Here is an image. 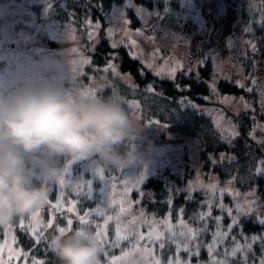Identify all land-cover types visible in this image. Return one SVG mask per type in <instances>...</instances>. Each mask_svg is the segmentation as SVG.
<instances>
[{"label":"rangeland","instance_id":"obj_1","mask_svg":"<svg viewBox=\"0 0 264 264\" xmlns=\"http://www.w3.org/2000/svg\"><path fill=\"white\" fill-rule=\"evenodd\" d=\"M41 1L48 2L45 4V6L43 5V10L36 11V7L39 5L38 3ZM41 1L0 0V86L13 87L23 76L38 77L40 75L46 74L49 71L48 60L54 57L57 60L66 59L69 64L70 72L64 82L66 89L70 93L76 94L77 92L84 91L90 88L96 90V95L99 96L98 89L100 88V86L110 84V82L106 80V77L101 76L91 78L89 82H84L81 77L84 74L83 69L84 65L86 64L83 61L90 60L88 59L87 53L85 52L87 50L86 48L92 47V45L97 44L101 38L102 29L100 21L92 24V28H89L88 25L85 26L87 27L85 29H82L83 22L75 21V19H72V23L67 24L63 21V19L65 18L63 17L64 15L61 12L57 11V9H59V4L61 3L64 7H68L69 11H71L72 8L69 7L71 0ZM211 1L212 0H210L209 2ZM124 3V7L126 8H120L119 10L116 9L115 12L112 11L110 16L109 14H107L105 18L107 19V35L113 38L111 41L112 44H117L120 42L121 44L125 45L130 53L136 54V59L142 62V64L145 65L146 69H149L146 67V64H152L153 67L149 70L154 74L159 71V76L163 78L170 77L169 72L172 68L175 67V64H179V66L182 65L183 69L188 68V61L192 59L193 55L196 59L195 56L199 52L198 49H200L201 44L199 43L197 47H195L193 45L194 41L186 38H183V40L179 41L176 46H172L169 43H161V40L165 38V32H161V30L159 29H155L157 31H154L153 22L147 21L149 16H154V14H157V12L153 10H144L143 6L147 5L143 3V6L141 7V5L138 4L136 0H125ZM167 3H169L170 5L175 4L170 1H167ZM129 4L131 6H129ZM210 5L212 4L210 3ZM127 8L130 10L132 9L136 12L137 9L143 10L139 15H141L142 19H144L146 22L141 24L143 28L139 31V39H129L125 37V31L123 30L124 26L122 21H131L130 19L129 21L127 19H123L128 15L129 11L127 10ZM177 15L183 17L187 16L186 14H184V11L180 12ZM74 23H80L81 28H79V26L75 25ZM97 23L99 24V28L94 27ZM183 24L184 23H181V26H184ZM109 29H111V34H109ZM92 31L95 32V35L91 40L88 38L89 40L87 41V45V42L84 41L82 35L88 36L89 32ZM136 32H138V30H136ZM58 34L62 35V37L64 36L63 40L61 39V42H65V46L60 45L58 47L55 46V48L54 46H52V44L50 45L49 42L44 40L45 35H48L52 40H57ZM133 41H135V43H133ZM75 46L83 48L85 47V49H83V51L79 55L70 54V51H72ZM190 52H192V54ZM227 54H229V52L226 53L225 56ZM171 56L176 57L177 63L171 60ZM168 59L170 62L168 61ZM171 61L173 63L172 65L166 64V62L171 63ZM200 62L201 58H198L196 64H199ZM222 63L223 62H220V64ZM227 67L229 68L225 69L226 67L221 65V71L223 70V73L227 75H231L233 71L237 70V67H235L234 65L228 64ZM73 68H76L77 70L75 79H73ZM260 70L264 73V70ZM261 71L258 72V77L260 76ZM124 78L128 79L127 81H131V76L129 74H125ZM257 79L258 78H256L255 80L257 81ZM257 82V85L263 88L264 95V75L262 76V78H259V81ZM243 83L244 80L242 81V84ZM241 98V94L228 97V102L226 103L228 105H224L223 103H220V101H218L219 103L215 105L213 111H211L213 106H208L207 104L195 102L193 103V105H195V108H197L198 110L207 111L216 123L220 134L230 139L232 136L228 131H226L225 125L228 124L227 129H230L231 127H229V124H232L235 121L234 117L231 114L235 113L237 115L242 112L244 103ZM127 100L132 101L130 99ZM261 103H264V97ZM129 110L132 111V116L135 119H137L142 125H146L144 132L136 138L138 150L143 153L145 162L143 164L123 168L122 172L118 167L107 163L98 156H92L91 162L95 163L97 168H104L105 176L109 179L110 192L107 206L99 204L98 200L88 201L83 197H78L73 188L63 189V203L65 204V206H68L69 200H76V207L80 214H83L86 210H94L97 207L103 209L106 213V216L113 217V220L109 222L107 227V235L110 241L115 240V229L117 225L120 226L122 233H125L128 230H134V232H142L145 234V236H147V233L150 230L162 232V242L165 245L163 250H161L159 246L161 241H157L155 242V244H152L147 240H143L140 241V247L143 248L147 245V247L153 250L154 256L161 261V264H168L170 258L173 261H175L177 258L176 243L172 242L175 244L174 250L171 245L168 246V243L171 241L170 237L173 233L175 234V241L179 242L183 249V244L186 242L187 230L189 228L203 230L204 228L208 229V227H206L205 225H199L198 223H192V226L189 227L186 223H184L186 222L184 219L181 218L173 221L171 215H167L166 217L161 218L151 215L142 203H136L137 201L130 196V193L135 188L131 186L130 182L134 180V177H138L141 174L144 175V178H148L154 171H156L157 167L162 165L164 167V165H166L167 163L169 167H172L174 169V171L180 172L182 176L188 174L191 170H194V177L190 179L188 184V189H192L191 194H195L197 190L206 192L208 191L212 195L210 199L211 201H213V203L215 202V200H219L221 203V190H231L230 192L224 191L223 193L222 203L225 206V210H223L225 214H216L218 217H222V220L220 221V231L222 233L227 232L228 235L222 240H217V247L215 248V251L212 255L217 260H224L226 264H249L248 259L245 260L241 253H237L236 257H232L230 253L232 249L235 248L236 244H240L241 246L251 244L253 247L254 244L255 246L261 244L260 241L257 240L256 242H253L251 240L252 235L243 233L241 228L237 229L235 228V226L232 228L231 232H228V225L231 223L232 216L237 215V203L241 204L246 212L255 211L259 213L258 210H264V207L260 203L263 199V194H261L259 187L255 186L253 190L246 189L245 192H243L241 186H239L237 183L238 180H242L239 175L229 179H223L219 175V173L215 172L214 170H211L209 172L204 171V164H202L200 160V155L196 151L194 144L188 141V138L179 136L178 138H176V141H174V147L170 148L169 146H167V142L171 141L163 140L164 133L169 132L168 126H166L162 122L149 124V121L147 119H144V117H142L140 112L136 111V109L131 108ZM232 110L234 112H232ZM218 117L219 119H222L219 120ZM169 139L171 138L169 137ZM256 140L259 141V139L257 138ZM187 155H189L190 167L183 162ZM71 157L72 156L58 157L56 158V161L59 162V166L62 168L67 160L71 159ZM223 157L231 158V155L224 153ZM213 158L215 160L214 156ZM77 163L79 164L80 162ZM53 166H57L54 161ZM76 167L77 165H73V174L75 176L74 183H83L88 179H92L91 171L80 174L76 172ZM245 175H249V173H246ZM49 182L55 183L54 181ZM111 184H116L117 186L114 192L111 191ZM56 186L57 193L54 196L50 195L49 197L52 199V201H54V203L56 202L59 192L61 191L58 184H56ZM103 186V183L98 179L93 183V188L98 198L100 196L99 189ZM212 186H215L214 193L212 191ZM125 188L130 189L127 192L126 196L124 195ZM250 193L251 195H249ZM147 195L153 196V193L149 192ZM112 199H115L116 201H118V203L116 205H112ZM120 201H123V207L125 209V212L123 214L120 213ZM251 201H256V203L250 205ZM227 208L233 209L232 216L228 215L226 211ZM46 209L47 207L45 205L42 213ZM225 215L230 218L229 221L224 220ZM260 216H262V214H260ZM24 217L25 223H28L30 220V214L29 217ZM241 217L242 215L240 216V218ZM19 219L20 218L16 220L17 227L19 225ZM39 219L44 223L48 221L44 220L41 217H39ZM91 219L97 223H103V218H97L95 215H93ZM181 220L183 221V223H181ZM57 221L60 226H66L65 219L61 218L59 214L57 217ZM14 225L13 234L15 235ZM79 227L80 225L78 220L73 218L72 230L75 231ZM91 227L94 229V226ZM216 230L217 227L210 226L211 236L208 239L203 231L198 232L196 242L200 244V252L199 256L192 257L191 264H209L210 257L205 245L212 243L213 234L216 232ZM3 232L4 226H0V243H3V241L5 240ZM181 233H184L185 235L182 236ZM254 236L262 238V235ZM233 237H235V241L233 240ZM244 237H248V239L245 240ZM7 239L9 240V245L11 247L20 249L17 244H11V236H8ZM135 243V239L130 238L129 241L122 242L118 247H112L111 245L105 246V251H107L108 254L107 257L105 256V254H103V256L107 258L106 264H109V258L113 256L122 257L123 252L132 251V245ZM252 247L250 251H248L245 247L247 257L249 255L250 257H252ZM204 251L207 252L208 257L201 259ZM4 256L5 259H7L6 250ZM238 256L240 257L238 258ZM127 259L132 261L133 264H151L152 258L141 255L139 253H134L133 256ZM179 259L181 261H184L186 264V262L188 261V253L181 250L179 253ZM13 264H24L23 257H21L17 261H14ZM28 264H31L30 260H28Z\"/></svg>","mask_w":264,"mask_h":264},{"label":"trees","instance_id":"obj_2","mask_svg":"<svg viewBox=\"0 0 264 264\" xmlns=\"http://www.w3.org/2000/svg\"><path fill=\"white\" fill-rule=\"evenodd\" d=\"M124 1L71 0L69 4V7L72 8L71 11L68 10V7H64L61 3L59 4L57 11L64 15L63 21L67 24L72 23V19H75V21L83 22L82 29H85L87 28L85 26L88 25V20H91L92 24L99 21L101 23L100 40L92 47L86 48L85 52L91 63L84 65V74L81 79L84 82H89L91 78L105 76L106 80L110 82V84L106 85L111 86L104 87L102 91L99 90V96L106 97L113 94V87H115V93L122 97L125 107L131 115L133 114L129 110L131 107H129L127 99L133 102L138 101L139 109H136V111L140 112L144 119L148 121L159 120L168 126L169 134L165 132L163 139L164 141H171L167 142V146L173 148L175 145L174 141L179 136L188 138V141L194 144L196 151L200 155V160L204 164V171L214 170L223 179L239 175L242 180H238L237 183L241 186L243 192L246 189L253 190L255 186L259 187L261 194H263V199L260 203L264 207V174L257 172L258 168L264 167V103H261L264 95L263 88L257 85L258 82L255 78L253 79L250 73V70L253 69L252 56L245 49H242L240 45H237L226 56L223 53H215L214 55L216 56L211 57L203 56L201 61H204L199 64H196L198 55L195 56L196 59L193 55L192 59L187 63L189 67L185 69L183 67L180 68L179 64H175L174 68H177V72L174 80L171 77L163 78L157 76L149 69H146L145 65L138 59L132 58L125 45L119 42L116 44V48L112 47L114 44L111 42L113 38L107 35V19L105 18L107 14L110 16L112 11L115 12L116 9L126 8L124 7ZM47 2H39L36 11L43 10V5L45 6ZM137 3L141 7L143 3L147 6L163 5L162 0H137ZM128 8V15L123 19L128 21L130 19L131 21H122L125 37L139 39V31L142 29L141 19L136 11ZM74 24L81 28L80 23ZM57 37V40H52L48 35H45L44 40L54 47L65 46V42H61L64 36L62 37V35L58 34ZM82 37L85 42L89 40L86 35H82ZM171 41V37L165 36L161 43H170ZM74 48H76V51H70V54L79 55L85 49V47L79 46ZM190 53L192 54V52ZM111 56H118V59H111V63L117 66L120 76H114L111 71L105 73L96 70L104 68L106 59H110ZM218 61L223 63L220 64ZM166 64L172 65L173 63L166 62ZM228 64L237 67V70L233 71L231 75L224 74L223 70L221 71V65L228 69ZM141 71H143V75ZM125 74L131 76V83L137 86L135 90L126 82L128 79L124 78ZM243 80L244 83L242 84ZM253 81H255V84H253ZM150 84L159 95L145 92L146 87ZM240 84L243 87H240ZM177 85L180 87L178 88ZM249 88L252 89L251 92L247 90ZM239 94L243 98L244 108L240 114H231L235 121L229 124L230 129H227L228 124L225 125L226 131L232 136L230 139L220 134L216 123L207 111H201L192 106L193 103L199 102L213 106L211 109L213 111L215 105L219 103L218 101L228 105L222 102L224 97ZM181 101H185L188 106L181 105ZM232 112L234 111L232 110ZM233 132H238V135H232ZM224 153L231 155V158L221 159ZM183 162L190 167L189 155L186 156ZM246 173H249V175H245ZM193 177L194 170L182 176L180 172L174 171L172 167H169L167 163L164 167L163 165L157 167L156 171L148 178H144L139 188H134L130 196L137 201L136 203H142L148 212L156 217H166L170 214L173 221L182 218L189 227L192 226V223L205 225L208 229L206 228V231L203 230V233L208 239L211 236L210 226L217 227V223L213 218L218 217L216 214L223 215L225 213L217 206L220 203L219 200H215L214 203L211 201L212 195L208 191L197 190L195 194H191L190 199L188 198V184ZM48 183L52 189L50 195L54 196L57 193V186L53 182ZM140 191L144 193L142 198L139 195ZM149 192H152L153 196L147 195ZM168 201H171V203H168ZM209 203L212 205L211 215L205 216V219L201 220L200 214L208 213ZM181 209H183L182 217L180 216ZM258 212H251V215L248 216L242 215L240 222L235 228H241L243 233L252 236L262 235V238H264V224L259 223V219H264V210H258ZM26 217H29V214ZM18 218L12 222V225L15 224L16 244L25 252H29L31 249L29 260L38 258L46 260L48 264H58L48 244L42 243L38 247L33 246L30 237L17 227L16 220ZM224 220L229 221L230 218L225 215ZM170 245L174 250L175 244L170 241L168 246ZM46 248L48 249L47 251H45ZM252 249V257L250 255L247 257L249 264H260V260L264 259V249H262L261 244L256 246L254 244ZM207 257L208 254L204 251L201 259ZM101 261L102 264H106L107 258L102 256Z\"/></svg>","mask_w":264,"mask_h":264},{"label":"clouds","instance_id":"obj_3","mask_svg":"<svg viewBox=\"0 0 264 264\" xmlns=\"http://www.w3.org/2000/svg\"><path fill=\"white\" fill-rule=\"evenodd\" d=\"M49 71L0 86V226L30 214L50 196L42 177H53L54 159L86 153L115 167L143 164L136 138L142 125L121 96L72 94L65 87L67 60H48ZM7 67V66H6ZM58 264H102L105 245L91 226L52 237Z\"/></svg>","mask_w":264,"mask_h":264},{"label":"snow or ice","instance_id":"obj_4","mask_svg":"<svg viewBox=\"0 0 264 264\" xmlns=\"http://www.w3.org/2000/svg\"><path fill=\"white\" fill-rule=\"evenodd\" d=\"M129 6H131V5L129 4ZM142 11H143L142 9H137L138 14H140ZM87 24H88L89 28L93 27L91 20H88ZM94 27L99 28V24L97 23ZM109 34H111V29H109ZM94 35H95L94 31L89 32L88 38L91 40ZM133 43H135V41H133ZM248 43L250 44L251 50L253 53L258 51L255 44H251V42H248ZM228 46L231 47V41L228 42ZM112 47L116 48L117 45L113 44ZM72 51H76V49H73ZM130 55H132V58H134V59L136 58L135 53H130ZM111 59H118V56H111L110 59H106V66L102 69H96V70L97 71H103L105 73H107L108 71H111L114 76H120V74L117 70V66L114 65L113 63H111ZM83 62L88 63V64L91 63L90 60H85ZM73 63H75V62H73ZM200 63H203V61H201ZM146 67L151 69L153 66H152V64H146ZM179 67L182 68L183 66L180 65ZM176 72H177V68H172L169 72V76L173 80L175 79ZM72 73H73V79H75V76L77 75L76 68L72 69ZM141 74L143 75V71H141ZM155 74L157 76H159L160 72L158 71ZM121 78H123V77H121ZM126 82L129 84V86L133 90H135L137 88V86L135 84H132L131 81H126ZM237 83L239 84V82H237ZM253 84H255V81H253ZM109 86H111V85H101L98 90L102 91L104 87H109ZM239 86L243 87L242 84H240ZM177 87L179 88L180 86L177 85ZM213 90H214V85H213ZM247 90L249 92L252 91L251 88H249ZM115 92H116V89H115V87H113V93H115ZM145 92L146 93H152L155 95H159V93H156L154 87L151 84L146 87ZM76 94L95 96L96 90L89 88V89H86L84 91L77 92ZM205 99H207V97H205ZM241 99H243V98H241ZM222 102L227 103L228 97H224ZM128 104H129V107H131V108H134L137 110L139 109V102L138 101H135V102L129 101ZM181 105L188 106V104L185 101H181ZM192 106L195 107V105H192ZM246 107H247V105H246ZM148 123L149 124L160 123V121L159 120H150ZM232 135H234V136L238 135V132H233ZM91 157H92L91 155L86 154V153H81L79 155L72 156L71 159L67 160V162L63 165L62 168L59 166V162L56 161V159H54V163L57 165L55 167V169H56L55 175L51 178L42 177L41 179H42V182L45 184H47L49 181H54L56 184H58L61 191L59 192V194L57 196L56 202L53 203L52 200H50V198L48 197L42 206L34 209L30 213V220L28 223H25V217L24 216L20 217L19 225H18L20 231L24 232L25 234H27L30 237L34 247H38L42 243H47V244L49 243L50 240H49V235L47 234V232L50 229L54 230V231H56L62 235L72 231L73 218H75L76 220H78L80 227L85 226V225L94 226L96 235L100 238V240L103 242V244L105 246L111 245L112 247H118L122 242L129 241L130 238L135 239L136 243L132 245V251L123 252L122 257L113 256V257L109 258V264H133V262L128 260L127 258L133 256L134 253H139L141 255L151 257L152 258L151 264H161V261L154 256L153 250L151 248L147 247V245L143 248L140 247V241L147 240L149 243H152V244H155V242H157V241H161L159 246H160V249L163 250L165 245L162 242L163 241V233L162 232L150 230L147 233V236H145V234L142 232H134V230H128L127 232L122 233L120 226L117 225V227L115 229V240L110 241L108 239V235H107V227H108L109 222L113 220L112 216H106L105 211L103 209H101L100 207H97L94 210H86L83 214H80L79 211L77 210V207H76V205H77L76 200H69L68 206H65V204L63 203V199H64L63 189L73 188L78 197H83L85 200H88V201H97L98 200L99 204H103V205L107 206L108 201H109V192H110L109 179L106 178V176H105V169L104 168H97L96 164L91 162ZM223 158L224 157L222 156L221 159H223ZM77 162H80V163L78 164ZM73 165H77V167H76L77 173L82 174V173L91 171L92 179H88V180L84 181L83 183H74L75 176L73 174ZM118 168L123 172V167H118ZM81 169H82V172H81ZM257 172L264 174V167L258 168ZM97 179L100 182H102L104 185L103 187H101L99 189V193H100L99 198L97 197L95 190L93 188V183ZM143 179H144L143 174H141L138 177H134V180L130 182L131 186L135 187V188H139ZM116 187H117L116 184H111V191L114 192ZM129 190H130L129 188H125V191H124L125 196L127 195V192ZM191 191H192V189H189V197H188L189 199L191 198ZM212 191H213V193L215 192V186H212ZM224 191L230 192L231 190L230 189L221 190V193H220L221 203H219L217 206L219 208H221L222 210H225V206L222 203V197H223ZM139 195L142 198L144 196L143 191H140ZM233 195H238V194H233ZM249 195H251V193ZM111 203H112V205H116L118 203V201H116L115 199H112ZM168 203H171V201H168ZM254 203H256V201H251L250 205L254 204ZM119 204H120V213L123 214L125 212V209L123 207V201H120ZM45 205L49 206V208L52 210L50 213V218L48 219V221L46 223H44L42 220L39 219ZM211 207H212V205L209 203L208 204V208H209L208 213H201L200 214L201 220H204L205 216L211 215ZM226 211H227L229 216H232V212H233L232 208H227ZM236 211H237V215L232 216L231 223L228 225V232H231L232 228L234 226L238 225V222H239L241 215H243V216L251 215V211L246 212L244 210V207L239 203L236 204ZM57 214H59L61 216V218L65 219L66 226H60V225L55 223ZM93 215H95L97 218H103V223H97V222L93 221L91 219V217ZM182 215H183V209L180 210V216L182 217ZM169 216H170V214H169ZM213 219L217 223V230L213 234L212 243L205 245V247L209 253V257H210L209 264H226V262L224 260H217L212 255L213 252L215 251V248L217 247V240L218 239L222 240L224 237H227V235H228L227 232L222 233L220 231V221L222 220V217H214ZM181 223H183L182 220H181ZM259 223L264 224V219H259ZM169 228H170V225H169ZM203 230H206V228ZM203 230L189 228L187 230L186 242L183 244V249L181 247V244L179 242L175 241V234L173 233L170 237V240L172 242L176 243L177 258L175 261H173L170 258L168 261V264H185L184 261H181L179 259V253L181 250L188 253V261L186 262V264H191L192 257L193 256H199L200 244L196 242V239H197L198 232L203 231ZM3 235L5 236V240L3 241V243H0V264H13L14 261L19 260L21 257H23V259H24V264H28L31 249L29 250V252H25L22 248L16 249V248H13L9 245V240L7 239L8 236H11V244L17 243L16 237L13 234L12 223L4 226ZM181 235L184 236L185 234L181 233ZM244 239L247 240L248 237H244ZM233 240L235 241V237H233ZM251 240L253 242H256L257 240H259L261 243L262 249H264V238L252 236ZM190 245H192V246H190ZM6 246H7V248H6ZM193 246H194V250H193ZM245 247L247 248L248 251H250L252 245L247 244L246 246H241L240 244H236L235 248L232 249L230 255L232 257H236L237 253H241L243 255L244 259L246 260L247 259V253L245 252ZM5 250L7 251V259H5V256H4ZM47 250L48 249L46 248L45 251H47ZM104 254L107 257V255H108L107 251H105ZM31 264H48V262L46 260H43V259L32 258ZM260 264H264V259L260 260Z\"/></svg>","mask_w":264,"mask_h":264},{"label":"flooded vegetation","instance_id":"obj_5","mask_svg":"<svg viewBox=\"0 0 264 264\" xmlns=\"http://www.w3.org/2000/svg\"><path fill=\"white\" fill-rule=\"evenodd\" d=\"M162 1L163 5L144 6V10L157 12L154 16H149L147 21L153 22L154 31L159 29L165 32V36L171 37L172 41L169 44L176 46L183 38L193 40L195 47L200 43L197 58L216 56L215 53L225 55L240 45L252 56L253 69L250 73L253 79L258 78L259 81V78H262L264 73L260 69L264 70V0ZM167 1L175 4L170 5ZM182 11L187 16L177 15ZM138 17L141 24L146 22L141 15ZM181 23H184V26H181ZM141 27L143 28L142 25ZM229 41L231 47L228 46ZM248 42L255 44L258 51L253 53ZM170 58L177 61L174 56ZM259 71L261 72L258 77ZM46 207L47 209L40 215L44 220L50 218L52 211L49 206ZM57 217L58 214L55 223L59 225ZM47 234L50 240L59 233L50 229Z\"/></svg>","mask_w":264,"mask_h":264},{"label":"water","instance_id":"obj_6","mask_svg":"<svg viewBox=\"0 0 264 264\" xmlns=\"http://www.w3.org/2000/svg\"><path fill=\"white\" fill-rule=\"evenodd\" d=\"M70 232H72V231H70ZM70 232H68V233H70ZM67 234V233H66Z\"/></svg>","mask_w":264,"mask_h":264}]
</instances>
